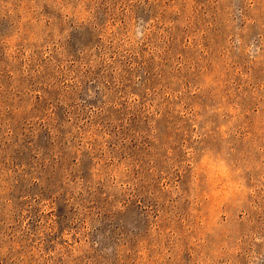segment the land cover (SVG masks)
Listing matches in <instances>:
<instances>
[{
	"label": "rangeland",
	"instance_id": "374dc122",
	"mask_svg": "<svg viewBox=\"0 0 264 264\" xmlns=\"http://www.w3.org/2000/svg\"><path fill=\"white\" fill-rule=\"evenodd\" d=\"M0 264H264V0H0Z\"/></svg>",
	"mask_w": 264,
	"mask_h": 264
}]
</instances>
